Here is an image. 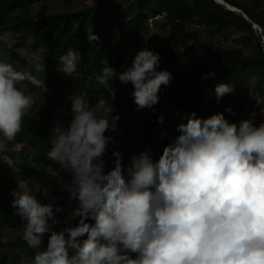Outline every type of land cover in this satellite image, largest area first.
<instances>
[{"label": "clouds", "instance_id": "clouds-1", "mask_svg": "<svg viewBox=\"0 0 264 264\" xmlns=\"http://www.w3.org/2000/svg\"><path fill=\"white\" fill-rule=\"evenodd\" d=\"M86 38L100 40L92 29ZM78 59L69 48L57 70L72 77ZM160 60L148 47L137 50L120 72L104 59L96 82L104 87L114 79L131 83L137 111L152 108L161 86L171 80L170 72L157 70ZM19 70L0 60V134L9 142L34 109L21 83H43L47 90L31 72ZM215 75L211 71L201 78ZM214 92L219 100L233 94L234 87L221 83ZM65 93L70 119L53 120L46 156L58 165L53 175L63 178L67 200L60 205L62 197L49 196L39 184L30 186V179L18 180L10 193L33 264H264V119L256 121L255 109L238 121L223 112L207 117L185 112L175 128L178 135L164 144L157 159L149 148L132 155L125 169L113 135L119 134L121 119L116 106L105 98L92 105L82 94ZM255 103L259 107L264 100L257 97ZM225 111L235 115L231 107ZM157 122L163 140L169 136L163 114ZM109 145L114 147L106 160ZM0 163L13 175L19 171L7 152L0 151ZM73 204L75 223L60 227L59 214Z\"/></svg>", "mask_w": 264, "mask_h": 264}, {"label": "trees", "instance_id": "trees-1", "mask_svg": "<svg viewBox=\"0 0 264 264\" xmlns=\"http://www.w3.org/2000/svg\"><path fill=\"white\" fill-rule=\"evenodd\" d=\"M50 1L0 0V43L5 44L4 53L17 57V50L22 48L44 59L45 62L29 58L36 62L38 70L29 67L27 72L45 82L47 89L45 91L43 83L25 88L33 98L34 109H39L38 115H25L22 130L14 141L9 142L0 134V148L11 149L4 152L15 158L19 168L13 175L0 163V264H17L19 260L33 264L34 253L22 238L24 224L11 207L9 192L16 188L20 179H30L33 187L49 183L53 190L59 188L53 179L58 165L50 161L46 153L51 147L49 128L58 112L56 104L65 92L82 94L92 105L99 98H105L110 105L116 106L121 119L118 121L119 134L113 135L119 142L115 147L123 151L125 169L132 155L149 148L157 159L164 144L178 135L175 128L185 112L170 122H165L164 117L163 130L169 136L160 139L162 129L157 117L164 116L167 110L160 92L156 105L137 111L131 96V83L124 85L114 79L104 87L96 82L103 67L102 60L108 59L110 66L120 72L124 65L130 64L133 50L146 46L152 19L161 18L155 22L167 36L158 50L161 60L157 70L170 72L169 84L177 90H197L186 112L195 111L200 117L223 112L230 120L238 121L248 117L253 109L264 108V104L257 107L255 103L257 97L264 100V0L244 3L222 0L224 4L216 0H93L82 9L57 13H50ZM109 28L115 30L114 41L108 38ZM90 29L99 35L98 42L87 41L86 33ZM224 33L225 41L213 38ZM232 33L237 34L240 45L229 42L228 35ZM249 45L254 49H246ZM69 48L79 56L72 77L57 70L62 67L59 57ZM17 61L24 64L21 59ZM206 71H214L215 77L201 79ZM221 83L232 85L234 93L217 100L214 89ZM227 107H231L235 115L230 116L225 111ZM64 117L66 121L70 119L68 110ZM113 147L109 145L106 160ZM111 166L109 160L107 167ZM60 197L58 203L62 205L67 194L61 191ZM65 215L64 209L59 216ZM65 221L75 223L72 218ZM7 229L15 233L16 245L1 235ZM46 242L47 237L45 245Z\"/></svg>", "mask_w": 264, "mask_h": 264}, {"label": "rangeland", "instance_id": "rangeland-1", "mask_svg": "<svg viewBox=\"0 0 264 264\" xmlns=\"http://www.w3.org/2000/svg\"><path fill=\"white\" fill-rule=\"evenodd\" d=\"M92 1L93 0H51L50 1V13H57V12H61V11H71V10L82 9V8L86 7L87 5H89ZM235 1H236V3L246 2V0H235ZM160 20H161V18H158V20L156 18L151 20L152 24L150 26L148 33H147V43H146V46H144V47H148V48H150L156 52H158L163 41H165L167 39L166 33L163 30V28H161V26L158 24V22H155V21H160ZM225 35H226V33L221 34V35H215L213 38L217 41L218 40L225 41V40H227L226 38L223 37ZM108 38L110 41L115 40L116 34H115L114 28L108 29ZM228 39L232 45L238 46L241 44V42L237 39L236 33H232L231 36L228 35ZM7 42H8V40H6V43ZM4 46H5V44L0 43V60L11 63L16 70L20 69L22 72H27L29 67H33V70H36V71L38 70V65L36 64V62L29 60V58L35 57L37 60H39V59H41L39 55L35 54L34 52H29V51H26L25 49L21 48V49L17 50L18 56L16 57V55L13 53H9V52L4 53V51H5ZM7 47L9 48V45H7ZM252 48L254 49V47L252 45H249L246 49H252ZM139 49H141V48L133 50L132 57L135 55L136 51ZM38 54H40V53L38 52ZM15 59H17V60L21 59L22 63H24V64H20ZM41 60L43 62H45L44 59H41ZM208 72H211V71H206V73H208ZM20 86L30 89L31 83L29 81H24L21 83ZM196 91L197 90H195V89L190 90V91L177 90L172 84H169L167 86L162 85L159 92L162 94L163 101H164L166 108H167V110L164 113V117L166 119L165 122H170V121H172V119L179 116V115H177L178 112L180 114H182L183 112H186V110L188 109L190 102H191L192 98L194 97V94ZM67 96H69V94L64 95L63 98H61L57 101L56 107H57L58 112L54 116L55 119L59 118L61 121H66V118L64 117V113L66 112V110L69 107V101L67 99ZM263 99H264V92H263ZM262 109H264V108H262ZM256 112H257V116H256L257 122H259L261 119H264V117H262L260 115V110L256 111ZM38 113H39V111H36L35 109H33V111L30 113V115H32L33 117H36V115H38ZM243 118H248V117H243ZM4 150L11 151L10 148H8V149H6L5 147L0 148V151H4ZM53 179H56L55 185L59 187L58 189L53 190L52 189L53 187L50 186L49 183L46 185H40V186L48 188L49 196L60 197L63 178L53 175ZM47 180L53 181L51 179H47ZM10 193L11 192H9V197L12 200L13 197L10 195ZM37 198L40 199L42 203L48 202V199L46 197H44L43 195H41L40 193H37ZM73 207H75L74 204L71 207V210H66V215L64 217L58 216V218L60 219V222H61L60 227H62V225L65 223V220H68L71 218L70 213H71ZM68 215H70V216H68ZM23 224H24V222H23ZM1 235L6 236L5 240L16 245L15 242L17 239L15 238L14 232L7 229V230H4ZM20 248H21V245H20ZM15 249L18 250V247H15ZM17 264H24V262H23V260H19V262Z\"/></svg>", "mask_w": 264, "mask_h": 264}, {"label": "bare ground", "instance_id": "bare-ground-1", "mask_svg": "<svg viewBox=\"0 0 264 264\" xmlns=\"http://www.w3.org/2000/svg\"><path fill=\"white\" fill-rule=\"evenodd\" d=\"M218 2H223L222 0H217ZM229 8H231L232 10H237V8H234V7H232V6H229V5H227ZM255 27H256V25H255Z\"/></svg>", "mask_w": 264, "mask_h": 264}, {"label": "water", "instance_id": "water-1", "mask_svg": "<svg viewBox=\"0 0 264 264\" xmlns=\"http://www.w3.org/2000/svg\"><path fill=\"white\" fill-rule=\"evenodd\" d=\"M217 1V0H216ZM218 2V1H217ZM221 4H224V2H220ZM227 6V5H226ZM228 7V6H227ZM229 8V7H228ZM230 10H232L231 8H229ZM237 12H240L239 10H235ZM255 28V27H254Z\"/></svg>", "mask_w": 264, "mask_h": 264}]
</instances>
